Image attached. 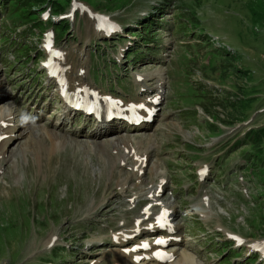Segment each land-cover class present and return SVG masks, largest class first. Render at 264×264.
Instances as JSON below:
<instances>
[{
	"label": "rangeland",
	"instance_id": "obj_1",
	"mask_svg": "<svg viewBox=\"0 0 264 264\" xmlns=\"http://www.w3.org/2000/svg\"><path fill=\"white\" fill-rule=\"evenodd\" d=\"M114 1L118 2L111 5V9L125 7L128 0ZM143 1L144 0H139L140 3ZM187 1L191 3L192 7H195L194 12L196 16L200 17L201 14H203L205 19H207L209 31L216 36H223L226 43H229L233 49L228 52L217 51L221 58H217L214 62L215 71L210 72L209 69H205L206 67L201 68L203 67L201 64H206L207 66V62L209 60L212 62L213 58L216 57L215 53L210 51H216V48L209 40L207 41L204 37H199L202 31L198 23L184 20L179 24L180 30L177 29L176 23L180 21L178 17L184 14L185 7L189 4ZM116 11L112 10L108 12L113 13ZM0 18L1 25L5 21L12 26V23L7 19V15L3 17L1 13ZM151 19H153V27H151L150 33H156L157 43H159L161 39H164L165 34H169L172 37H178V35L181 34L182 38L186 40V45L175 47L174 59L168 62V64L171 65V72L168 76L178 77L182 75V69L187 67L190 76L189 81L192 87L194 89H199L200 92L205 94L203 101L198 98H191L189 95L185 97V103L189 107L199 105L203 113L197 114L192 110L194 118L181 115L182 118L187 121L184 126L176 118V115H178L177 113H175V117L171 120L172 114L170 111L163 112L162 116L166 114V117L160 120L162 111L160 112V116L150 133L153 134V140L149 150L155 146L163 145L164 153L158 156L152 155V161H156L157 167L161 169V173L168 176V162L172 158L175 157L176 159L177 156H179V162L185 164L182 168H185L184 173L189 171L192 173L190 168V160L192 157H189V155L191 151H194L193 149L196 148L197 157L191 161V165H195L198 162L206 163L213 168L214 173H216V169H220L217 177L222 180V183L230 182L233 187L240 188L234 180L235 177L231 176L234 170L228 169V167L231 166L233 168L239 166V169L241 168V165L245 162V157L242 156V152L246 150V148L235 147V149H233L228 147L232 139L240 137L237 134H239L244 127L240 126L233 132L213 142L212 147H207L206 143L212 142L215 136L211 133L214 129L212 126L218 125L224 130V133H226L232 126L229 127L230 124H223L222 122L234 124L240 120L243 111L244 113L242 115L245 116L258 109L264 110V0H194V2L192 0H183V2L179 0H170L168 6H163L162 9L155 10L151 15L147 16V19L141 20L140 23H144ZM85 28L86 23L82 21V36L80 38L77 34L75 40L65 43V47L68 50H74L75 52L79 49L83 51H92L93 48H95L93 44L85 43ZM125 30L127 31L128 29ZM133 30L135 31V29ZM205 30L208 32L207 29ZM2 32L3 29L0 28V35L9 37L7 32ZM73 37L74 34L69 32L64 41ZM122 38L124 40L120 43H109L106 52L113 53L118 47L124 45L127 41V37L124 36ZM18 40L25 43L22 37H19ZM2 43L4 44L5 42L0 40V47L3 45ZM37 47H39V42H37ZM34 48H36V43H31V46L25 47L26 50L18 49L15 53L11 54L12 56L9 54L6 55L3 61L7 63L10 57H14V60H16V58L21 60L24 59L26 55L32 58ZM29 50L30 52H28ZM80 54H84L80 58V61L88 67L86 63L88 52H81ZM132 61L133 59H130V62ZM148 62L152 61L148 60ZM124 65H127V63H124ZM152 65H147L146 61H141L138 63H129L128 69L129 71H144ZM221 68L224 70L227 69L223 77L218 70ZM33 72H35V70L28 72L20 67H16L8 72L6 68L5 76L8 80V86L3 88L2 91L7 93V100L20 106L22 109H28L32 106V111H34L40 105H43V99L45 98L44 106L49 104V109L46 111L48 116L47 119L41 120L42 124L40 126L47 125L51 128L52 125L49 123L50 121L66 120L65 124L62 126H64L66 132H69V124L71 122L75 126L81 125L77 117H71L70 119L65 118L63 120L60 118L56 119L60 114L58 99L44 90L39 75H36L37 77L32 76L27 78L28 75H30L29 73ZM192 75L195 83L192 81ZM26 79H28V81H26ZM93 79H96L95 82L97 83L95 85L111 88L106 89V92L110 91L121 94V91L116 85L121 89L129 88V83L124 81L123 77L117 75L105 76L101 73H96ZM208 79L216 85L212 83L209 85L206 83L209 81ZM22 80L25 82L19 86H15ZM117 80L122 81L118 82ZM29 84H31L30 88ZM177 87L179 90L183 89L182 85H178ZM235 87H240L241 91L239 92ZM188 93H190V91ZM251 93H255L257 94L256 96L259 97L256 104L253 106L251 104L250 107L246 106L240 113L237 111L238 115H229V112L233 110L237 104L239 105L237 99L243 100ZM210 102L213 103L211 104ZM7 105L11 107L8 102ZM168 105L171 108L175 107L173 100H169ZM162 107L163 106H161V108ZM181 108H186L188 110V107L185 105H181ZM238 109H240V105ZM256 117L257 115L254 119ZM257 121L258 123H264V116ZM20 128H24V125L20 126ZM35 129L44 130L42 128H34L33 130ZM20 134L21 131L19 135ZM28 134L34 136V140H39L43 143L39 148V152L34 149L30 157L34 163H46V170L49 174L47 175L44 170L40 174L39 166L31 164L33 168H27L30 172L28 171L29 173L23 175L24 170L13 166L12 159L0 161L1 175L6 178V182L0 180V264H24L26 262L27 264H35V262L36 264H46V262L58 264V262L63 260L60 256L62 252L60 249L50 251L46 258L37 257V261L34 257L41 254L40 251L45 247L43 244L46 243L49 238L54 237V234H59L58 241L63 240L66 245H70L67 239L68 231L65 229L69 223H78L82 226L76 231L74 237H77V240L73 244L74 247L80 245L79 252L76 253H79L78 256L81 257H76L73 260L64 259V261L59 264H88L89 260H94L98 257L97 252L102 250V248L100 249V246L95 245L94 250L87 251L90 238L94 235L93 231L87 230L86 228L88 219L92 217V215H86L87 208L91 206L95 198H97L96 202H99L105 196V193L106 196L109 195L111 197L108 201V203L112 202L111 206H113L119 198L124 199L126 202V198H124L123 195H114V193L117 192L116 177H110L112 169L110 168L109 162L106 163L105 159H100L99 156H97L98 158L96 159L93 152L89 155L86 150H77L74 146H72V148L77 150L75 152H73L69 146H63V150V147L57 148L50 154H47L48 147L50 146L48 138L42 135L38 139L36 138L37 135H33L31 131ZM38 135H41V133ZM58 136L62 137L63 135ZM43 139H46L47 143H44ZM106 141L110 142L113 140ZM22 142L23 140L17 139L10 143L9 147L13 150L11 151L14 155L13 159H15L14 149L17 147L16 144H21ZM84 143H87V141ZM97 143L102 142H96V144ZM242 143L245 144L246 141L244 140ZM22 147H26L27 150L26 145ZM87 148L89 147L87 146ZM111 151L112 148L109 150V146H107L104 154H109ZM81 154H85L90 160L87 165H84L80 156ZM24 155L26 156L20 155L16 163L17 165L20 164L23 169L32 163V161L28 162V160H25L28 156V150ZM218 155H223L221 166L215 163ZM85 161L87 163V159H85ZM90 165H92L95 170L90 168ZM48 166L50 169H48ZM117 170L118 168L114 169V172ZM257 171H260V167L257 168ZM99 174L101 181L96 180L94 177V175ZM122 178H130V175H126ZM155 178V176L148 173L141 178V182L145 184V186H150V181H155ZM209 179H211L210 176ZM245 179L253 181V186L251 182H249V184L251 185V193L254 198H250V201L247 202L246 205L248 210H242L243 208L241 206V209H235L233 214L239 212L235 216L236 221L231 224L225 223V225L238 230L245 238H257L260 236L261 230L255 226L253 219L255 218L262 221V218H264V214H261L262 211H260V215L256 214L258 208L262 207V204H264V179L255 171H253L252 174L249 173L245 175ZM119 181H117V183ZM136 184L137 181L132 178L127 183V186L132 188ZM243 185L246 186L245 184ZM172 195L177 197V199L179 198V195L176 196L174 192ZM197 199L198 198L195 196L183 197L180 198L178 200L179 203L175 205V209L180 210L177 221L185 231V236L188 239L187 244L191 245L193 251L201 249V261L205 264H230V261L234 262L233 260L221 262L222 258H217L223 250L229 249V247L233 248L231 244L224 242L221 233L217 235V233L214 232V226L218 224L219 220L226 221L225 216L207 214V218L204 220L197 215L182 217L185 214L186 207L191 205L190 202ZM124 201L121 200V202ZM73 202H76V207L72 206ZM127 209L128 206L127 203H125L117 209L114 215H109L112 218L116 217L110 220L111 225L114 226L115 222L118 224V221L122 220L121 215ZM101 210H104L103 206H101ZM132 215V213H129L125 218L131 222ZM242 217H244V223L241 221ZM98 219V227L106 229V221L104 218L100 217ZM263 235L264 230L261 236ZM101 236H105V239L108 240L109 232L105 231ZM217 236L221 238V240H214ZM52 240L53 238L51 241ZM56 247L59 246L55 244L54 248ZM48 250L49 249H45L44 251ZM70 250L72 251V248ZM244 255V250H233L228 253V258L232 259V257L235 256L242 259ZM104 261L105 260H102L101 256V263Z\"/></svg>",
	"mask_w": 264,
	"mask_h": 264
},
{
	"label": "bare ground",
	"instance_id": "obj_2",
	"mask_svg": "<svg viewBox=\"0 0 264 264\" xmlns=\"http://www.w3.org/2000/svg\"><path fill=\"white\" fill-rule=\"evenodd\" d=\"M90 24L95 25V21L93 19H91ZM64 65L68 66L69 63H67V61L65 60ZM80 69H82V68L78 67L77 65H69V68H68L67 73H66V78H67L68 88L70 90H74L75 84L86 83L87 73H86V71H84L82 75L78 76V71ZM146 77L153 79L155 84H156L155 90H153V92H158V91L160 92L161 91L162 78L160 76L159 71L155 70L151 73L145 74L144 78H142V80L140 82L135 81L139 88H144L145 91H151L152 88L149 87L148 85L144 84V79ZM68 113H69V110L66 108L65 105H63V115L66 116ZM10 119H11L10 109L8 107H5L0 112V135L6 134L8 136V138L6 140L0 142V155L4 156V157L11 156L10 153L13 150H11V147H9L10 143L14 139H16L17 137H20V135L24 131V129L19 130L18 133H15V136H13V138H10V135L16 129V126L14 124L11 127L7 126V124H9L12 121ZM2 123H4L5 125L2 126ZM34 128H42L44 130H36V129L33 130ZM46 130L47 129L44 127H31V129L29 128L28 133H30V131H31V133L33 135H37L36 138H38V139L42 135H44L48 138V142L50 143V146L48 147V153L47 154H50L52 151L56 150L59 147L65 146L66 142L69 141L72 143V146H74L77 150L83 149V150H86V152L89 150L90 154H92V152L94 153V156L96 159L98 158L97 156H99L100 159H105L106 163L109 162L108 157H109L110 153H112L114 155L113 159L116 160L118 164L120 162H127V159H130L131 169L134 166L135 167L139 166V162H137L136 156L145 157V159H146V157L148 155V147L146 144L148 142H151V140H150L151 137L148 135H142L139 138L131 137V135H127L126 137L116 136L113 138H109L110 134L106 135L105 137H102V140L96 141L98 136H101V130L103 131V135L106 134V131L111 132L110 127L108 126V124H105L104 121H101V123H97L95 125V131L89 136L90 141L87 143H84L85 142L84 141L83 145L81 143L75 142L73 140H68L67 137H65V136H62V137L58 136L54 130H47V131ZM20 131H21V134L19 135ZM51 131H53L54 133ZM39 133H41V135H38ZM22 140H23V142L21 144H16L17 147L14 149L15 159H13L12 165L15 166L16 168L24 170L23 175L30 172V170H28L27 168H29V167H31V169L33 168L31 164L39 166L40 174L44 170L45 173L48 175L49 173L46 170V163H41V164L34 163L30 157V154L33 152L34 149H36L37 152H39V148L43 145V143L39 140H34V136H31L30 134L25 135ZM106 140H113V141L109 142ZM43 142L47 143L46 139H43ZM96 142H102V143L96 144ZM25 145L27 146V150H28V156H27V158H25V160H28V162L32 161V163H30L29 166H27L25 169H23V167L20 166V164L17 165L16 163H17V158H19L20 155L26 156V155H24L27 151L26 147H22ZM87 146L89 148H87ZM107 146H109V150H111V148H112V151L109 154H104ZM77 150H75V151H77ZM75 151H73V152H75ZM34 154H35V151H34ZM38 155H39V153H38ZM80 156L84 162V165H87L90 162V160L87 158V156L85 154H81ZM85 159H87V163H86ZM21 160H24V159H21ZM58 161H60V160H58ZM14 163H15V165H14ZM126 166H128V165H126ZM90 168L95 170L92 167V165H90ZM153 168H155L154 163L152 164L151 170H152V175H156V172H154ZM48 169H50L49 166H48ZM143 171H144V168H143ZM87 172H88V170H87ZM129 175H130V178L132 176H135V178L138 179V182H140L139 177H137L136 172H134V173L131 172ZM94 177L96 180L101 181L100 180V178H101L100 174L94 175ZM127 180H128V178H121L118 183L116 182L118 184L117 186H118L119 190H121L120 191L121 193L124 192L123 188L125 187ZM156 187H157V185H155L153 188H146V189L139 190L138 193L135 194V197H134L135 200L137 198V195L140 192L142 194H145V197H148V194L153 193V191L155 190ZM151 190H152V192H150ZM168 205H170V204H168ZM169 207L171 209V206H169ZM189 211H190V213H197V214H201L202 216L206 217V215H204V213H206L205 210L199 204L192 206ZM139 217H142V215H140ZM177 228H178V225H175L174 230H177ZM54 236H56V235L54 234ZM51 239L52 238H49L46 241V243H44L43 245H48L50 242L52 244H55L56 241H58V237L55 240L53 239L52 241H51ZM43 240H44V238H43ZM40 246H41V242H40ZM124 247L125 246L121 245V238H119L118 239V245H114L113 249L109 251V253H110L109 259L112 261L111 263L118 262L121 264H132V262H131L132 256L130 254L126 255L122 252V249ZM173 255H174L173 261L171 263H168V264H196L194 261V258L189 253H187L185 251H181L180 253L174 252ZM66 258L67 259H73V256H72V254L67 253ZM143 264H149V263L143 262Z\"/></svg>",
	"mask_w": 264,
	"mask_h": 264
},
{
	"label": "trees",
	"instance_id": "obj_3",
	"mask_svg": "<svg viewBox=\"0 0 264 264\" xmlns=\"http://www.w3.org/2000/svg\"><path fill=\"white\" fill-rule=\"evenodd\" d=\"M39 1H41V0H39ZM226 73H225V71H220V75L223 77L224 75H225ZM236 88V90H238L239 92L241 91V89H240V87H235ZM237 103H239V105H240V109H238L239 108V105L236 107V109H235V107H234V109L233 110H231L229 113V115H231V116H233V115H238V112L240 113V111L242 110H244V108L247 106V105H245V102H243V101H241L240 99H237ZM238 111V112H237ZM243 113V112H242ZM262 133V135H256V136H254V138H255V141L254 142H257L260 138H263L264 139V130L261 132ZM252 144H255V143H252Z\"/></svg>",
	"mask_w": 264,
	"mask_h": 264
}]
</instances>
